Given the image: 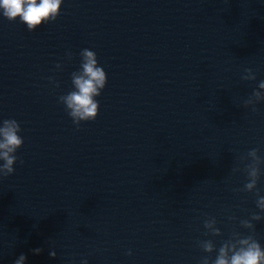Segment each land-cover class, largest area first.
<instances>
[{"label":"clouds","instance_id":"clouds-1","mask_svg":"<svg viewBox=\"0 0 264 264\" xmlns=\"http://www.w3.org/2000/svg\"><path fill=\"white\" fill-rule=\"evenodd\" d=\"M63 0H0V15L10 22L17 19L27 26L29 31H34L43 23L55 21L60 14ZM71 57V53H68ZM80 70L72 73L73 90L66 95L59 97V102L65 106V110L71 117L73 123L79 128L82 121L95 120L100 104L96 97L100 96L102 90L107 84V74L102 66L98 65L97 55L94 51L87 48L80 53ZM60 65H57L59 68ZM246 75L242 76L244 80H255L256 76L251 68L245 69ZM58 86V85H57ZM259 89H264V80L259 82ZM264 101V92L254 90L252 95L244 101V106H253ZM20 124L15 119H4L0 122V177H7L14 173V164L17 161L15 153L22 147L24 140L19 135L21 132ZM259 149H250L246 156L240 158L243 164V171L247 175V182L242 189L235 191L254 192L257 195L256 206L260 212H264V196L259 194L257 188L258 181L261 178V165H264V157L258 155ZM248 161V162H245ZM233 171H240V168H234ZM235 219V217H232ZM264 219L259 214L253 213L251 219L242 220L241 225L248 229H254L252 221ZM216 220L210 217L204 221V227L214 236L221 235L217 228ZM201 249L211 254L215 245L211 240L199 241ZM35 254H39L41 249H34ZM50 256L55 258L56 252L51 251ZM131 255V252L128 253ZM26 257L21 254L14 264H24ZM82 264H87L84 260ZM200 264H264V247L257 241L254 235L241 236L234 232L232 237L224 241L217 251L215 259L204 256Z\"/></svg>","mask_w":264,"mask_h":264}]
</instances>
